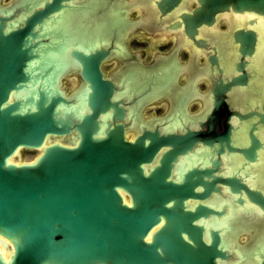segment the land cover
Instances as JSON below:
<instances>
[{"label": "water", "instance_id": "water-1", "mask_svg": "<svg viewBox=\"0 0 264 264\" xmlns=\"http://www.w3.org/2000/svg\"><path fill=\"white\" fill-rule=\"evenodd\" d=\"M61 1L67 0L44 4L22 28L5 36L0 32V246L7 252L0 264H264V233L244 222L245 214L188 206L189 200L217 191L213 185L218 182L229 186L230 193L241 189L263 211L259 192L234 177L203 181L202 176L216 170L218 157L210 161L214 169L194 168L180 179L173 175L177 157L197 140L214 147L216 156L224 144L227 152L253 161L258 141L250 131L255 124L247 149H237L228 146L231 127L225 121L231 115L238 120L255 115L262 124L264 103L263 114L226 113L223 132L212 133L220 94L244 85L245 75L225 85L219 79L212 84L213 108L207 122L199 123L206 132L173 135L170 127L163 134L144 131L127 141L120 101L127 95L114 94V85L100 70L109 56L105 46L121 31L111 16L116 4L98 0V51L68 53L62 34L46 49L23 40L26 35L33 39L29 30L42 17L68 7ZM178 1L155 2L160 16ZM195 1L199 6L191 15L178 16L190 40L194 27L209 26L213 14L228 6L236 13L264 16V0ZM8 19L0 18V29ZM192 42L196 47L205 43ZM69 59L80 66H70ZM29 60L37 64L29 67ZM71 73L80 82L66 91L62 79ZM16 157L18 161H11ZM197 185L202 192L194 193ZM235 202L241 205L242 200L238 196Z\"/></svg>", "mask_w": 264, "mask_h": 264}, {"label": "flooded vegetation", "instance_id": "flooded-vegetation-1", "mask_svg": "<svg viewBox=\"0 0 264 264\" xmlns=\"http://www.w3.org/2000/svg\"><path fill=\"white\" fill-rule=\"evenodd\" d=\"M115 10L111 14L114 23L121 31L113 36L105 46L109 56L100 64L103 76L114 85V94H125L123 103V121L127 141H133L142 132L163 134L171 127L173 135L189 132H206V117L213 108L210 89L217 79L225 85L230 78L245 75L244 85H233L220 94L221 103L214 114L212 133L221 134V121L226 113L237 112L245 115L249 112L263 114L260 107L264 103V16L252 11H227L214 13L213 22L206 26L199 24L194 29L193 41H203L204 47H196L183 33L180 14L191 15L197 6L195 0H179L175 7L160 16L156 8L159 0H109ZM51 0H0V18L3 36L10 31L24 26L23 21L35 11L43 10L44 4ZM60 9L35 23L23 40L38 48L51 47L59 34L66 39L63 47L69 51H98L99 37V3L98 0L61 1ZM91 8V12L89 9ZM72 8V10H71ZM70 9V10H68ZM66 20L64 18L67 16ZM70 22L69 28L68 23ZM5 33V34H4ZM116 40V41H115ZM62 46V45H61ZM70 66H80L72 59L66 61ZM27 66L34 67L35 60L26 61ZM74 85L80 82L77 73H71L62 79ZM126 88V93L125 90ZM225 123L228 129V146L247 149L248 132L251 124L253 138L258 141V148L253 149L254 159L249 162L240 153L223 152L217 154L214 147L202 145L195 141L189 150L177 157L174 166L182 172H173L174 177L183 178L186 171L192 169H214L210 161L216 160L217 168L210 177L202 176L203 181L213 177L238 179L246 189L259 192L264 198V123L258 122V116L238 120L228 116ZM170 124V126H168ZM237 127V128H236ZM217 191H210L202 200L191 199L188 206L197 205L215 212H237L245 214L244 222L251 224L255 230L264 233V210L248 201L240 189L239 193H230L229 186L213 185ZM199 185L194 193L202 192ZM242 200L241 205L235 201ZM243 216V215H241ZM256 232V233H257Z\"/></svg>", "mask_w": 264, "mask_h": 264}, {"label": "rangeland", "instance_id": "rangeland-1", "mask_svg": "<svg viewBox=\"0 0 264 264\" xmlns=\"http://www.w3.org/2000/svg\"><path fill=\"white\" fill-rule=\"evenodd\" d=\"M68 10H70V9H68ZM71 10H72V8H71ZM68 15H69V13H68L67 16L64 18V20H66L67 18H69ZM69 25H70V22H69L68 25H67L68 28H69ZM63 42L65 43V42H66V39H63ZM72 87H73V84L71 83V81L67 80V81H64V82H63V88H64L66 91H69ZM17 159H19V157H16V158H14V159H11V161H18ZM221 216H222V215L220 214L219 217H221ZM0 250L3 251L4 254L6 253V251L4 250V248H2L1 246H0Z\"/></svg>", "mask_w": 264, "mask_h": 264}, {"label": "bare ground", "instance_id": "bare-ground-1", "mask_svg": "<svg viewBox=\"0 0 264 264\" xmlns=\"http://www.w3.org/2000/svg\"><path fill=\"white\" fill-rule=\"evenodd\" d=\"M0 256L2 257L3 260H6L7 252L4 254L3 251L0 250Z\"/></svg>", "mask_w": 264, "mask_h": 264}]
</instances>
